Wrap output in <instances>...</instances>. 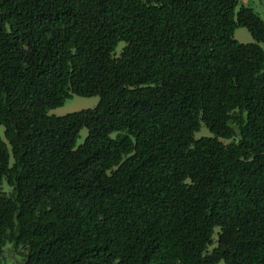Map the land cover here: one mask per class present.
<instances>
[{
    "label": "trees",
    "instance_id": "trees-1",
    "mask_svg": "<svg viewBox=\"0 0 264 264\" xmlns=\"http://www.w3.org/2000/svg\"><path fill=\"white\" fill-rule=\"evenodd\" d=\"M261 41L238 0H0V255L264 264Z\"/></svg>",
    "mask_w": 264,
    "mask_h": 264
},
{
    "label": "rangeland",
    "instance_id": "rangeland-1",
    "mask_svg": "<svg viewBox=\"0 0 264 264\" xmlns=\"http://www.w3.org/2000/svg\"><path fill=\"white\" fill-rule=\"evenodd\" d=\"M239 4H246L252 6L259 15L264 19V0H238ZM234 37L242 42H250L253 41V37L250 31L245 26H236L234 29ZM124 41H119L115 47V53H119ZM260 45L264 49V42L261 41ZM99 100L98 95H90V96H82V95H73L67 97L63 104L50 108L48 110L49 114H64L69 111L77 110L84 107H92L97 104ZM87 133V128L82 127L79 131V135L77 136L76 143H80ZM116 131L111 132L112 136L116 135ZM202 134H210L208 128L201 124V127L198 131L194 133L195 137H198ZM0 136L5 139L4 137V126L0 124ZM224 142L231 140V138H221ZM12 161V157L10 156V162ZM2 187L5 190H8L10 187L9 185L3 180ZM218 228V227H217ZM216 228V229H217ZM10 242H6L3 246V252L0 255V264L10 263V264H22V256L20 254V250H23L21 246L16 248L11 247ZM10 245V246H9ZM222 264V261L216 263Z\"/></svg>",
    "mask_w": 264,
    "mask_h": 264
}]
</instances>
